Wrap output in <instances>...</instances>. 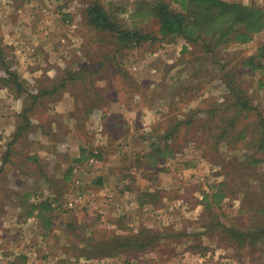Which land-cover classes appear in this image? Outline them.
Here are the masks:
<instances>
[{
  "label": "rangeland",
  "instance_id": "obj_1",
  "mask_svg": "<svg viewBox=\"0 0 264 264\" xmlns=\"http://www.w3.org/2000/svg\"><path fill=\"white\" fill-rule=\"evenodd\" d=\"M148 1L154 0H0V123L11 108L14 111L15 102L29 111L28 127L55 126L57 116L68 127L71 120L78 127H151L138 136L144 144L137 160L151 153L153 144H163L171 130L176 133L170 142L177 148L174 158L158 165L161 172L156 175L135 170L134 153L118 148L113 157L126 160V166L128 159L133 161L124 168L126 183L120 189L112 179L107 188L92 190L96 181L91 175L98 167L92 157L88 169L77 163L71 178L56 183L61 195L51 196L50 184L31 170L33 161L28 159L38 151L31 131L17 147L25 149L24 170L33 173L24 190L35 195L25 198L23 212L13 214L6 211L8 197H0V216L10 214L22 221L32 205L50 199L57 218L44 239L34 220L23 228L0 224L1 252H33L32 264H38V258L44 259L41 264H264V234L258 242L242 246L223 228L264 230V29L245 43L217 47L211 38L215 31L198 42L163 37L155 18L140 16V4ZM165 1L179 11L174 0ZM223 1L264 10V0ZM93 2L125 28L154 34L156 40L124 47L115 36L94 30L86 16ZM206 42L214 48L207 50ZM253 55L254 62L245 65ZM10 72L15 82L7 80ZM235 86L246 94L248 108L227 107L240 100L232 91ZM11 92L23 100L8 99ZM70 99L71 109L65 105ZM140 106H151L153 112L133 115ZM3 175L6 179L7 174L0 177L2 190L8 182ZM216 185L223 193L218 205L209 198ZM125 187L141 193L133 195ZM149 191L154 198L145 194ZM69 207L76 213H68ZM79 226L87 227L86 236ZM105 231L161 238L144 251L128 248V254L101 259L106 247L90 250L81 241L108 235ZM134 254L137 261L131 258Z\"/></svg>",
  "mask_w": 264,
  "mask_h": 264
},
{
  "label": "trees",
  "instance_id": "obj_2",
  "mask_svg": "<svg viewBox=\"0 0 264 264\" xmlns=\"http://www.w3.org/2000/svg\"><path fill=\"white\" fill-rule=\"evenodd\" d=\"M174 3L178 5L179 11L173 10L171 5L165 0H154L152 2L148 1L146 3H141L140 5H143V7L140 8V11H138L141 12L140 16H151L157 20L159 24V32L163 37L180 36L184 37L187 41L198 42L205 38L203 35L209 36L211 32L215 31L216 34L211 37L212 39L216 40L214 47H217L220 43L234 41L237 43H245L251 39L253 33L260 32L264 29V10L260 8L243 6L238 3H229L223 0H174ZM144 6L147 10L143 11L145 8ZM139 12H135V16ZM86 16L88 18V24L91 28L115 36L116 39L119 40V43H122L124 47H129L130 45L141 46L144 43L156 40L154 34H146L136 29L125 28L117 21V18L114 16V14L107 12L106 9H104L98 2H93L88 6L86 10ZM207 44L210 43L206 42L205 47L207 50L214 48L212 47L209 49V45ZM205 47L203 48L205 49ZM262 49L264 50V48ZM2 54V48L0 47V57ZM256 58L257 55H253L247 58L248 61H246L244 64L249 65L251 62L253 63ZM9 75L10 77L7 80L14 81L16 79L14 72H10ZM16 85L21 87L19 83H16ZM232 91L236 96H238V98L240 97V100L237 101L236 99V101L230 102L229 106L227 107L241 106L242 108L239 110L248 108V103L245 101L246 94L242 93L241 88L235 86L232 88ZM36 99L37 98L34 96V100ZM215 112H217L216 109L212 111V113ZM21 117L23 121L22 124L19 125V132L27 131L29 128L27 123L29 120V111L23 110ZM175 133V131H169L165 136V141L163 144H153L154 148L152 149L151 153L143 155L141 160H137L136 158L137 161L135 160L136 164L133 168L135 170H141L140 172L143 173L152 172L155 175L161 172V169L158 167V165L162 162L164 163L166 159L174 158L175 156L177 148L170 142V140L174 138ZM84 153L85 151L83 150V155L80 158L82 161L87 160L91 155L92 157L96 158L99 156L98 152L93 154L92 151H90L89 155H85ZM72 173L73 170L70 169L69 174ZM142 176L148 177V175ZM124 178H126V175ZM154 181H157L156 177L153 178V183ZM219 188L220 185L211 187V194L209 195V198L212 200L210 202L214 205H218V202L221 199L223 200V193ZM127 189H129V192L133 193L131 188ZM149 192H146L145 194H149L150 196L153 195L152 191ZM59 199L60 198H55L53 201H58ZM50 201V199H46L35 206L32 205L31 207L32 209H39L37 213L39 224L42 226V229L46 230V233L53 228L54 222L57 218L55 215L56 209H54L52 202ZM144 203L146 204V202ZM67 210L68 213H74L76 211L74 207H69ZM70 226L71 225L69 224L68 227ZM79 227V232L84 230V235L86 236L88 231L86 232L85 229L87 227ZM223 228L231 236V238L229 237L230 239L237 240L240 244L242 243V246L243 243L245 244L247 241H249V244L258 242L260 237L264 234V230L261 229L240 230L225 226H223ZM106 233H108L106 236H95V240L92 239L93 235L91 236L90 233L89 236L91 237H84L83 241L81 242L87 247V249L90 250H103L104 247H106V249H104L106 253H101L99 255L102 259L103 257L108 258L118 253L128 254L129 252L125 251L128 248L132 249L135 253L138 252L137 250L144 251L145 248L150 246L152 243L154 245L155 241L160 240L161 238H139L141 233L138 232L133 233V235H126V237H121L122 235H116L110 232ZM135 255L136 254H134L131 258L137 261L136 259H138V257Z\"/></svg>",
  "mask_w": 264,
  "mask_h": 264
},
{
  "label": "crops",
  "instance_id": "obj_3",
  "mask_svg": "<svg viewBox=\"0 0 264 264\" xmlns=\"http://www.w3.org/2000/svg\"><path fill=\"white\" fill-rule=\"evenodd\" d=\"M23 97L24 96L15 95V93L11 92L8 99L17 101L18 99L23 100ZM15 105L16 103L13 102L14 111L11 108V112L6 116L7 118L1 119L2 123H0V177L3 173L7 174L6 179L3 175V179L6 182L8 180L7 188L5 187L4 190L0 189V197H8L6 211L10 214H13L14 211L17 212L18 210H21V212H23L25 210V198H29L31 194L35 195V193L33 192L30 194L28 190H24V182L27 179H30L34 172V177L38 176V179H42L45 183H48V185L50 184L49 193L51 194V196L55 195L56 192L57 194L60 193L61 195V193L63 192L60 190L58 192V190L55 188V185H57L56 183H58L60 179L66 181L68 180V178H71V174H69V171L70 169L74 171L77 163L84 164L87 169V166H90L89 159L92 158V155L85 161L80 160L83 155V150L85 151V155H89L90 151H92L93 154L98 152L99 155L97 158L94 157L97 159L96 167H98L93 170L91 178L95 180L96 182L94 183L97 184H94L92 182V190L99 191L101 189H105L104 187L107 188L106 182L112 179L114 180L113 183L115 188L119 186L118 188L120 189V187L126 183L124 178L125 175H123L124 168L126 169L132 166L133 161L132 159H128L126 162V164H128L127 167L122 163L126 160L120 161V159L113 156L116 155V152H120L117 150L118 148H129L134 153L133 157L137 158L138 156L136 154H139L138 151H141L140 147L142 144H144L142 140H139L140 138H138V136L147 134V129L150 130L151 128L78 127V125L74 123L73 120H71L70 124H73L74 126L69 124L68 127V125L65 124L64 121L61 120V118H58L59 116H57L55 117V126L51 125V127H49L43 124H39L40 127H38L39 125L37 127H29L27 131L19 132V119L22 118L21 114L23 113L22 110L24 109V107L19 109L18 105L17 107ZM65 105L67 107L69 106L71 109L73 107V100L70 99L65 103ZM152 110L153 107L151 106L148 108L145 107L144 110H142V107L140 106L138 108V111L133 110V112L131 113L135 115L142 112H153ZM60 113H62V111H60ZM58 119L61 120L64 126L59 125L60 122ZM31 131L37 136V142L33 144H35V147H37L38 150L34 152V154H36V157H29L28 159H31V161H33L31 162L34 166L31 169L33 170V173H31V171L29 173L28 171L24 170V167L22 165L24 161L21 159V155L25 153V149H20L17 147L18 142H20L18 140L22 137H26V139H28ZM151 131L153 133V130ZM39 139L42 141H40ZM30 154L33 153L31 152ZM30 154L28 153V155ZM47 165H52L51 169H48V171L45 170V166ZM116 165L122 166L121 168H117V170H115L114 167ZM121 172H123V174ZM114 186L112 187L111 185H108L110 190L114 188ZM126 189H122V191H126ZM140 193L133 192L132 194L137 196L140 195ZM0 203L1 211V209L3 208V202ZM31 211H33V213H31ZM31 211L27 209L25 217L22 218L23 222L18 220V218H12V216H9L10 214L5 217L0 216V224L3 227L18 226L23 228L24 226L28 227L29 223L32 222L31 220H34L36 228L39 232H42V234L40 233L41 239L46 238V231L41 228L42 226H40L39 218L37 216L39 209H32ZM20 214L21 213H18V215ZM23 230L26 229L24 228ZM41 244L42 243L39 244L40 247ZM28 248L30 250H33L30 247ZM13 253V255H9L10 253L6 254L0 251V264H19V262L20 264H32L31 260L34 257L33 252L24 250L19 253L17 251H14ZM63 256H65V254L61 255L59 258H64ZM41 261L43 262L44 259H37L38 264H41Z\"/></svg>",
  "mask_w": 264,
  "mask_h": 264
}]
</instances>
